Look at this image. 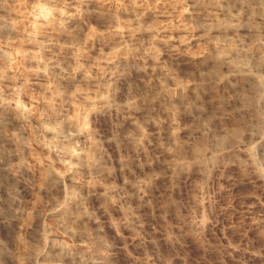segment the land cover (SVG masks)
Listing matches in <instances>:
<instances>
[{
	"label": "clouds",
	"instance_id": "9594fccd",
	"mask_svg": "<svg viewBox=\"0 0 264 264\" xmlns=\"http://www.w3.org/2000/svg\"><path fill=\"white\" fill-rule=\"evenodd\" d=\"M0 264H264V0H0Z\"/></svg>",
	"mask_w": 264,
	"mask_h": 264
}]
</instances>
